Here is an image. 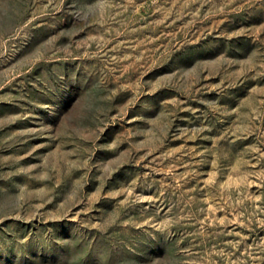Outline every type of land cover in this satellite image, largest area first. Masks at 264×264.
<instances>
[{
  "label": "rangeland",
  "instance_id": "374dc122",
  "mask_svg": "<svg viewBox=\"0 0 264 264\" xmlns=\"http://www.w3.org/2000/svg\"><path fill=\"white\" fill-rule=\"evenodd\" d=\"M0 264H264V0H0Z\"/></svg>",
  "mask_w": 264,
  "mask_h": 264
}]
</instances>
